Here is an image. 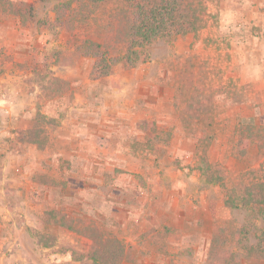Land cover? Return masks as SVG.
I'll return each mask as SVG.
<instances>
[{
  "label": "rangeland",
  "instance_id": "obj_1",
  "mask_svg": "<svg viewBox=\"0 0 264 264\" xmlns=\"http://www.w3.org/2000/svg\"><path fill=\"white\" fill-rule=\"evenodd\" d=\"M19 1L35 7L24 32L27 47L21 56L26 61L13 62L2 51L12 68L0 67V74L6 68L18 72L35 110L28 128L17 129L11 140L1 136L0 156L16 142L11 156L19 163L10 174L9 167L2 171L0 165V264H91L72 256L73 249L87 255L91 240L56 223L71 219L78 227L97 224L122 240L129 256L122 264H211L213 248L235 252L239 264H264V255L247 260L243 249L264 238V214L250 220L252 212L241 205L246 172L263 165L264 146L252 145L243 157L236 156L241 121L254 112L264 123V100L233 97V87L222 83L202 85L199 78L209 80L211 69L206 72L200 64L194 75L191 58L186 66L179 52L164 57L165 44L172 48L174 37H158L140 48L135 67L120 63L109 76L93 79L94 59L80 57L75 48L87 38L100 40L95 24L74 32L51 24L39 27L41 20L54 18L53 7L63 0ZM198 49L200 56H209L205 46ZM49 75L67 80L69 90L48 97L42 85ZM146 75L160 82L150 90L165 87L160 88L165 100L153 112L133 88L135 78ZM190 84L199 86L204 98L213 97L212 122L182 119L174 98L169 106L175 86L187 89ZM242 101L248 106L241 108L243 115H235L232 107ZM16 103L1 85L0 114L11 116ZM39 112L48 144L44 150L22 147L20 133L34 126ZM13 133L6 130L5 136L10 139ZM28 157L36 162L29 163ZM40 232L57 238L46 246ZM153 253L160 255L158 260H151Z\"/></svg>",
  "mask_w": 264,
  "mask_h": 264
},
{
  "label": "trees",
  "instance_id": "obj_2",
  "mask_svg": "<svg viewBox=\"0 0 264 264\" xmlns=\"http://www.w3.org/2000/svg\"><path fill=\"white\" fill-rule=\"evenodd\" d=\"M34 12L32 3L0 0V21L5 16H15L22 26H26L34 17ZM53 12L54 18L51 21L43 19L38 26L48 27L51 24L55 28L74 32L82 26L95 24L100 40L87 38L75 48L80 57L94 59L91 71L93 79L109 76L120 63L128 69L135 67L140 60L139 49L154 39L197 33L213 18L208 9V0H63L53 7ZM198 71L192 70L191 73L198 75ZM47 80L42 87L48 97L53 98L69 90L70 84L64 78L49 75ZM199 81L204 85L202 78ZM197 85L190 84L187 89L180 85L176 87L178 92L188 96L185 98L186 108L182 119L212 122L216 118L213 97L210 95L204 98L203 91ZM44 119L39 112L34 126L20 133V141L44 150L49 140L47 128L41 125ZM210 137L212 139L214 136ZM240 137V149L236 153L238 157H243L252 145L263 147L264 123H259L254 116L244 118L241 121ZM200 140L203 142L204 138L200 137ZM246 176L247 182L241 188V205L250 209V220L256 221L259 214H264V163L259 168L247 170ZM56 223L91 240L87 255L72 250L75 260L87 258L91 264H122L129 258L124 242L97 224L78 227V222L72 219ZM38 237L46 246L57 238L47 232L38 233ZM243 249L247 260L262 259L264 238H260L256 245ZM211 254V264H239L240 261L235 252L229 250L217 248L215 252L213 248Z\"/></svg>",
  "mask_w": 264,
  "mask_h": 264
},
{
  "label": "crops",
  "instance_id": "obj_3",
  "mask_svg": "<svg viewBox=\"0 0 264 264\" xmlns=\"http://www.w3.org/2000/svg\"><path fill=\"white\" fill-rule=\"evenodd\" d=\"M208 9L213 15L209 24L197 33L174 37L172 48L170 44H165L168 50L165 51L164 57L167 58L172 53L179 52L180 55L186 56V59H183L186 62L188 58L196 62V71L200 69V64L201 68L206 70V72H208V69L212 70V72L208 73L209 80L203 81L204 86H217L222 83L228 87H233L236 92L232 94L233 97H243L244 101L259 97V101L257 102H262L264 100V86H259L260 89H258L257 84H264V0H208ZM237 24H241V27H236ZM25 28L26 26H22L18 17L15 16H7L0 21V67L12 68L9 60H3L2 51L10 54L8 55L10 56L8 59H13V62L24 63L26 61L21 56V50L27 47L26 35H24ZM223 40H226L225 44ZM204 46L208 49L206 53L209 56L205 57L198 54L200 52L198 48ZM226 60L228 62H225ZM189 63H185L186 66ZM192 65L194 66V63ZM11 68H6L7 70L3 71V74H0V86H5L13 94L17 103L12 108L11 116L7 117L0 114L1 147L5 144L3 141L12 139L17 133V129L29 127L31 124L30 113L33 109L35 110L33 108V105L35 106L33 97H29V94L25 91L26 89L22 87L18 72L11 73ZM210 73H212L211 77ZM135 79L133 88L136 94H138V98L146 101L145 103L153 112V108L165 100L166 96L160 89L165 87L157 86L158 90H150L154 89L153 85L160 83L157 81L156 75L138 76ZM166 80L169 81L168 79ZM175 91L174 97L172 94L168 96L169 106H172L173 98L174 101L178 100L177 104L180 107L178 113L182 118L183 111L186 108L185 98L188 96L178 92L176 86ZM244 101H242L243 104L235 102V105L232 107V113L243 115L241 114V108L248 106L247 101ZM255 107H252L253 111H255ZM254 114L253 112L250 116ZM144 115L147 119L152 117L147 114V111ZM9 129L14 132L10 139L5 136V131ZM164 129L168 130V128ZM14 144L16 142L11 144L7 149H2L4 154L0 156V165L4 167L2 171H5L9 167V174L12 172L13 166L19 161L17 158L14 160V157L11 156ZM23 146L36 150V146L32 144H23ZM28 161H32L29 162L32 164L36 162L34 158L29 157ZM25 177L27 178V175ZM1 187L0 185V192L4 190ZM143 226L141 225V227ZM159 256V254L153 253L150 255V258L155 261L158 260Z\"/></svg>",
  "mask_w": 264,
  "mask_h": 264
},
{
  "label": "built area",
  "instance_id": "obj_4",
  "mask_svg": "<svg viewBox=\"0 0 264 264\" xmlns=\"http://www.w3.org/2000/svg\"><path fill=\"white\" fill-rule=\"evenodd\" d=\"M4 101L6 102V100L4 99Z\"/></svg>",
  "mask_w": 264,
  "mask_h": 264
}]
</instances>
